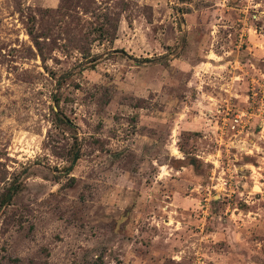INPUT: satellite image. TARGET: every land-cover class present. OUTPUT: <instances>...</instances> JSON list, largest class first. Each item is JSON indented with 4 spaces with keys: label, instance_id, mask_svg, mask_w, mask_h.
Returning <instances> with one entry per match:
<instances>
[{
    "label": "rangeland",
    "instance_id": "1",
    "mask_svg": "<svg viewBox=\"0 0 264 264\" xmlns=\"http://www.w3.org/2000/svg\"><path fill=\"white\" fill-rule=\"evenodd\" d=\"M0 264H264V0H0Z\"/></svg>",
    "mask_w": 264,
    "mask_h": 264
},
{
    "label": "built area",
    "instance_id": "2",
    "mask_svg": "<svg viewBox=\"0 0 264 264\" xmlns=\"http://www.w3.org/2000/svg\"><path fill=\"white\" fill-rule=\"evenodd\" d=\"M234 123H235V124H238V123H239V120H238V119H235V120H234Z\"/></svg>",
    "mask_w": 264,
    "mask_h": 264
},
{
    "label": "trees",
    "instance_id": "3",
    "mask_svg": "<svg viewBox=\"0 0 264 264\" xmlns=\"http://www.w3.org/2000/svg\"><path fill=\"white\" fill-rule=\"evenodd\" d=\"M16 191L14 190L12 193H15ZM12 195H10V197H11Z\"/></svg>",
    "mask_w": 264,
    "mask_h": 264
}]
</instances>
